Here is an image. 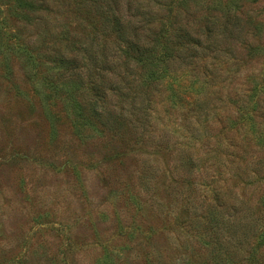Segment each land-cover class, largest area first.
<instances>
[{"label":"rangeland","instance_id":"374dc122","mask_svg":"<svg viewBox=\"0 0 264 264\" xmlns=\"http://www.w3.org/2000/svg\"><path fill=\"white\" fill-rule=\"evenodd\" d=\"M94 1L99 0H66L54 23L63 33L48 37L46 46L72 35L83 37L98 27ZM183 2L198 9L197 19L204 16L203 4L208 0ZM20 8L18 0H0V264H94L104 251L103 244L116 249L128 247L127 253L138 254L133 261H138L136 264H177L183 251L179 246L185 241H190L193 256L200 258L203 250L187 235L194 217L187 211L189 183L175 172L179 168L175 151L159 137L173 129L176 117L184 112L178 105L172 106L165 84L154 85L149 80L138 83L160 93L152 118L142 114L143 110L133 109V102L122 93L107 91L118 105L125 104L126 116L114 119L112 114L104 115L107 126L101 127L87 108L80 110L83 121L79 122L78 110L65 94L66 87L78 86L75 92L81 102L96 97L88 79L96 67L85 59L90 67L83 76L85 85L79 87L80 81L70 83L59 77L61 70L52 64L33 63L16 47L18 40L34 49L38 39L29 14ZM154 9L158 10L154 25H160L161 16L168 17V11ZM247 10L262 23L260 29L250 30L237 42L225 40L222 46L229 60L225 68L231 69L227 75L240 71L239 79L246 83L249 77L264 81V0L248 5ZM44 54L48 50L43 49L38 56ZM108 64L100 68L113 77ZM49 77L58 88L45 82ZM104 85L110 87V83ZM129 113L135 115L136 123L135 117L126 119ZM258 121L264 126V119ZM192 126L190 132H195L197 126ZM255 150L248 149L246 160L252 161ZM240 161L228 166L230 170L224 168L216 185L220 189L228 184L235 199L244 194L246 200L253 188L243 193L238 169L244 163ZM149 166L160 168L155 172L158 183L142 186L138 177ZM205 172L206 167L195 176L204 178ZM142 191L146 203L137 207L130 196ZM150 199L155 201L153 206ZM256 201L253 194L251 212L254 205V210L260 207L261 212L262 204ZM138 226L145 232H136Z\"/></svg>","mask_w":264,"mask_h":264},{"label":"trees","instance_id":"16d2710c","mask_svg":"<svg viewBox=\"0 0 264 264\" xmlns=\"http://www.w3.org/2000/svg\"><path fill=\"white\" fill-rule=\"evenodd\" d=\"M18 1L20 9H26L29 14V22L38 39L34 49L18 40L16 47L24 50L33 63L39 62L38 66L52 64L53 68L61 70L59 77L67 78L70 83L80 81L79 87L85 85L83 76L85 69L90 67L85 59L96 67L88 78L96 97L81 102L75 92L78 86L73 89L67 85L68 93L63 89L78 110L79 122L83 121L80 110L87 108L101 127L107 126L102 119L104 115L112 114L114 119L126 116L125 104L118 105L107 91L122 93L133 102V109L143 110L142 114L152 118L160 93L157 88L148 90L146 85H140L142 90L138 83L145 80L154 85L165 84L173 99L172 106L183 109L184 112L176 117V126L163 131L159 137L175 151V160L179 162L175 172L189 183L191 194L186 200L187 211L194 217L187 235L203 253L195 258L190 241H185L179 246L183 251L177 264H264V126L258 121L264 119V81L257 82L255 77H249L246 83L239 79L240 71L227 75L231 69L225 68L229 60L222 52L225 40L237 42L250 30L260 29L262 23L247 10L248 5L259 0H208L204 2L207 5L203 4L204 16L198 19V9L193 4L185 5L183 0H164L163 3L161 0L148 3L126 0L125 5L123 0L94 1L92 6L98 27H92L83 37L60 38L51 46H46L48 37L63 33L54 23L66 0ZM156 7L169 8L166 10L169 16L158 19L160 25H154L158 14ZM247 44L254 48L250 42ZM43 49L48 50V54L38 56ZM120 58L123 62H119ZM107 62L110 64L106 68L111 69L113 77L100 68ZM45 82L53 83L54 89L59 87L53 78H45ZM105 83H110V87L106 89ZM130 117L135 115L129 113L126 119ZM128 121L133 122L132 119ZM136 122L135 117L133 123ZM191 125L197 126L195 132H190ZM254 148L256 157L246 160L248 149ZM235 160L244 163L243 168L239 166L238 169L241 170L242 177L238 180L243 183V193L253 188L246 200L244 194L235 199L228 184L217 189L223 169L230 170L228 166ZM205 167L206 175L198 179L195 173ZM158 170L159 167L149 166L138 177L141 178L139 184L143 186L153 181L156 185L155 172ZM142 193L130 196L137 207L146 203ZM253 194L257 196L256 204H262L261 212H258L260 207L257 212L254 210L255 205L251 212L253 206L249 201ZM150 201L153 206L155 201ZM134 230L145 232L140 226ZM124 232L132 237L129 230ZM102 249L94 264L138 262H133L138 254L127 253L128 247L116 249L103 244Z\"/></svg>","mask_w":264,"mask_h":264}]
</instances>
